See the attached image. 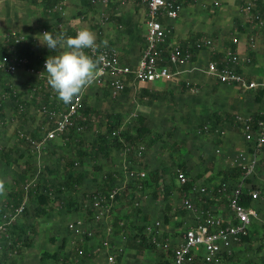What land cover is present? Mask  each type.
I'll return each instance as SVG.
<instances>
[{"label":"rangeland","instance_id":"obj_1","mask_svg":"<svg viewBox=\"0 0 264 264\" xmlns=\"http://www.w3.org/2000/svg\"><path fill=\"white\" fill-rule=\"evenodd\" d=\"M214 1L217 3L213 4ZM260 1L264 2V0ZM75 2L73 0L74 4ZM257 2L258 0H186L184 7L193 10L190 14L186 10L182 17H185L187 12L193 18L191 24H189L190 20L186 21L190 28L195 23L199 28L206 27L207 30L203 32V35L212 40L214 48H223V45L230 43L232 38L238 37L242 48L252 50L243 55L245 58L247 56L251 58L249 64H244L243 70L249 78L264 82V7L260 9ZM10 4L11 0H0V15L11 13ZM41 4L43 3L38 1L37 8L32 9L38 18L36 31L39 35H42L45 18L49 13L47 9L40 6ZM97 7L99 9V6ZM117 7L118 15L113 13L112 21L107 24L108 35L105 39L114 42L119 48L123 46L129 48L132 42L124 33V29L132 26V21L130 25H126L125 20L128 18L134 20V14H137V11L131 9L133 6L129 4ZM91 9L88 6L84 9L88 14L85 19H89L90 25H92L94 15ZM77 12L73 10V16H76ZM117 17H120V21L116 19ZM260 22H262L261 25ZM136 23L140 30V20H136ZM18 36L0 37V41L5 42L6 45L11 44V40L14 41V38ZM7 38L11 40L8 41ZM28 39L26 36V40ZM34 39L40 46L41 42L37 38ZM133 43V47L138 48L142 42L136 38ZM14 46V51L19 49L17 48L19 45L15 42ZM35 54L33 60L42 61L40 67L27 68L25 66L30 64L27 63L19 67L18 71L11 76L1 75L3 79L0 82V92L9 83L17 97L6 103L3 109L4 115L0 119V151L7 154L11 161L15 160L8 165L5 159L0 157L2 159L0 180L4 182L6 189V193L0 195V208L8 192L21 191L25 183L30 185L36 183L37 180H49L50 182L61 180L60 174L65 158L75 161L74 171L76 174H81L82 181L74 192H66L61 199L50 202L46 214L37 217V220L34 219L32 212L33 202L25 196L27 202L25 200L24 202L29 207V213L19 215L16 219L14 218L15 220L7 222L3 220V223H0V226L4 228L0 234V244L4 241L3 237L6 236L9 222L29 225L35 221L38 228L35 235L30 234L29 237L33 240L32 247L27 248L23 245L18 248L0 247V261L5 260L9 264L11 262L15 264H53L50 260L41 263L40 253L42 250L55 252L58 250L60 240L66 237V262L63 261L64 264H106L107 249L103 247L105 241L114 245L112 249L118 245L123 246L122 258L129 264H155L162 254L165 255L161 246L154 250L144 248L136 250L135 247L131 249L123 238L125 234L115 232L113 225L115 221L127 226V234L134 235L138 227L144 224L141 220L142 216L147 215L149 222L144 226L159 221L161 230L172 239H176L179 236L176 232L183 230L198 219L205 220L206 217L202 215L205 207L209 209L213 219L227 217L229 210L226 202L217 199L214 204L208 206L206 198L211 199L212 186L221 182V171L237 168V155L247 146L243 141V131L240 126L232 122L233 119L238 116L241 118L240 121L245 122L256 112L264 116V97L258 103L255 101L254 92L233 90L230 87H218L213 90L212 87L204 85H199L198 91L193 92L190 86L182 88V84L191 83L189 74H182L173 82L167 83L131 82L126 85L127 90L115 98L106 86L91 85L81 95L82 106L79 118L74 123L76 130L71 133L74 135L69 141L71 143L65 145L69 132L67 131L38 147L37 145L42 141L46 132L52 128L54 122L43 110V107L51 109L44 104L46 94L49 105L51 102H56L60 107L55 108L56 112L65 111L66 105L57 99L55 92L47 84V75L41 76L46 72L43 62L47 57L56 55V51L49 50L44 45L36 48ZM12 58L14 57H9L6 62L9 60L10 64L13 61ZM2 64L3 62L0 63V69L3 72ZM86 107L91 110L89 116H85L81 111ZM213 113L220 114L222 121L218 124L214 121L213 123L207 121L208 117H211V120L214 119ZM111 114L121 116L120 130L122 131L129 129L131 133L135 132L140 124L138 116L144 118L145 124L149 125L152 131L145 136L144 140L133 146L125 144L123 148L113 150L110 161L100 157L96 160L86 158L82 165L78 164L77 150L80 147L82 150L87 147L90 151L96 134L106 131L107 121ZM225 116H228L230 120L227 119L224 122ZM262 123L264 125V120ZM213 125L216 127L212 133ZM156 134L160 136V139L152 146L150 141ZM36 135H40V140L35 139ZM217 139L220 140L218 145L215 141ZM80 142L83 144L80 145ZM260 158H262L260 160L264 158V146ZM262 162L257 164L256 174L246 178V182L249 181L247 183L249 187L260 190L261 201L253 203L254 207L264 216V166ZM181 164L190 166L191 176L200 175L195 186L207 189L206 194H195L192 200L194 207L188 208L184 204V196L179 190L180 184L177 178L174 179L177 187L169 190L168 194L162 190L152 194L153 188L144 191L139 188L137 180L132 181L127 178L128 172L136 169L146 173L151 182L156 172L164 173L165 177L169 171L172 174L178 173ZM96 166H100L101 169L96 170ZM114 172L113 178L119 184L113 188L120 189L119 198L115 201L108 217L97 220L88 199L101 192L93 191L97 188L96 184L103 183L107 180L105 175ZM15 180L16 184H14ZM132 193L134 195L131 200L128 195ZM67 196H71L72 207L66 205ZM213 199H216L215 196ZM136 208H140L141 213L137 214L134 211ZM9 210L11 209L7 210L8 214ZM165 215L168 216V224L164 223ZM76 220L82 221L83 230H89L92 235L88 237L85 234L78 235L72 232L69 224ZM178 224L181 225L180 228ZM260 224V222L256 224V232L250 236L249 242L240 241L234 245L229 255V264H264V233ZM65 229H68V234ZM53 237L57 238L56 243H51Z\"/></svg>","mask_w":264,"mask_h":264},{"label":"built area","instance_id":"obj_2","mask_svg":"<svg viewBox=\"0 0 264 264\" xmlns=\"http://www.w3.org/2000/svg\"><path fill=\"white\" fill-rule=\"evenodd\" d=\"M101 1L107 3L109 0ZM133 1L144 6L146 12L144 47L137 64L135 66L123 64L116 50L108 46H100L95 53L87 50L90 55L99 56L102 54L104 56L105 60L101 65L102 71L94 84L106 86L112 97L115 98L120 95L126 88V85L131 82L144 84L173 82L180 75L189 72H197L221 84L235 85L237 89L243 92L259 88L264 89V83L250 80L242 73L241 68L238 67L240 64H249L250 59L244 57L241 60L236 50L230 47L226 49L223 60H211L205 67L192 66L190 69L185 67L192 63L193 50L200 52L204 49L212 48L213 42L211 39L203 37L194 40L191 45H186L185 47L180 45L166 46V28L162 25L160 19H177L183 0ZM68 2L69 0H58V3L53 6V10L61 11L63 6ZM256 18L258 19V16ZM24 42V37H19L15 40V43L19 46H22ZM231 43L236 46L238 39L236 37L232 38ZM12 60L10 64L9 62H3L1 66L6 75L15 74L19 67L30 63L25 56L14 57ZM43 67H45V62H43ZM186 86L189 87L188 84ZM190 87L191 91H198L197 87ZM81 106L82 99L80 96L74 99L71 104L66 105V109L63 112H56V109L43 107L47 116L51 120H54V122L53 127L46 132L42 141L37 146L40 147L69 131L79 118ZM240 119V117L236 116L234 124L238 126L240 123H244L245 125L251 121V118L245 122L240 121ZM258 124L259 127L253 132L248 128H241V131H243V141L247 146L237 155V168L242 172L240 181L231 187L219 185L216 189L213 188L211 190L212 195L210 197L212 200L216 202L217 199H220L226 202L229 210L227 217L213 219L209 211L205 220L201 221V219H198L183 230H180L179 236L176 239H172L171 236L164 237L165 233L161 230V223L159 221H155L144 227L143 233L150 243L156 247L161 246L167 250L171 249L172 264H221L223 255H231L234 245L238 244L242 237L247 236L250 229L258 224V222L261 223L260 225L264 233V216L254 206L246 207L241 201L244 192L251 197L252 202L261 201L260 190L249 187L246 182V178L255 174V168L260 161H263L264 166V158L260 160L262 159L260 158V153L264 146V125L262 122ZM127 178L132 181L142 180L146 178V173L132 169L128 172ZM177 181L180 185H183L187 182V178L182 172H179ZM119 191V188H112L108 192H98L90 197L89 205L94 210L97 220L106 216L108 217L116 198L120 194ZM197 193L206 194L207 189L195 186L194 184L191 190L183 192L184 204L188 208L194 207L192 200ZM214 196L216 199H213ZM23 209L24 206L22 204L14 211H10L8 219L12 220L16 218ZM83 225L82 221L76 220L69 224V228L75 234L91 236L92 232L87 229L83 230ZM3 230V226H0V234ZM125 237L123 238L127 242ZM113 246L108 241L103 242V247L107 249L106 264H129L122 258L123 246L118 245L115 249H112Z\"/></svg>","mask_w":264,"mask_h":264},{"label":"trees","instance_id":"obj_3","mask_svg":"<svg viewBox=\"0 0 264 264\" xmlns=\"http://www.w3.org/2000/svg\"><path fill=\"white\" fill-rule=\"evenodd\" d=\"M42 2H44V7L45 8H52L54 6V4L57 2V0H42ZM183 2H185L183 0ZM258 7L260 9H262V7H264V2H261L260 0H258ZM261 3V4H260ZM263 3V4H262ZM118 21H120V17L116 18ZM160 22L162 23V25H164L163 19H160ZM126 25H130V21L126 20L125 21ZM134 32V31H133ZM138 40H140L141 42L143 41L142 37H138ZM8 41H10V38H7ZM168 36L166 38V46L168 45ZM11 44H7L5 42L0 41V63L4 62V63H8V61L6 62V60L10 57H20V56H25L28 58V60L30 61V64L28 66H26L27 68L29 67H40L42 64V61L38 60V59H34L33 60V56H35V48H33L34 44L31 40V38H29L25 44H23V46H19L17 48V50H13V48H15L14 46V42H15V38L14 41L13 39L11 40ZM142 46H140V48H143V44L141 43ZM224 45H229L226 46L227 48L230 47L231 49L235 48L234 44L230 43L228 44H224ZM109 46H112V44H110ZM169 46V45H168ZM182 47H185L183 45H181ZM113 47V46H112ZM13 53V54H12ZM11 55V56H10ZM217 60V59H214ZM238 71H240L238 68H236ZM241 72V71H240ZM5 73H3L0 69V82L2 81V76ZM2 75V76H1ZM6 76H11V75H6ZM10 84H6L5 87H3V90L0 92V119L3 117L4 113H3V109L4 106L6 105V103H8L9 101H13L17 95H15V93L13 92V89L11 88V86H9ZM182 88H185V84H182ZM109 90V89H108ZM127 89L125 88L123 90L122 93H124ZM255 93V101L256 102H260L262 100V98L264 97V89H257L255 91H252ZM8 100V101H7ZM44 104L48 107H51V109H55L57 107V103L54 102L49 105V102L47 101V94H46V98L44 99ZM82 113L85 116H89L90 114V108L86 107V108H82ZM213 120H211V117H208L207 121L208 123H213V121L215 122V124L221 122V117L220 114L218 113H213ZM228 116H225L223 121L225 122V120L227 121ZM121 116L119 114H111L108 118L107 121V126H106V131L104 133H97L96 134V138L95 140L92 142L91 147H90V151L88 150V148L86 147L84 150H82V148L80 147L77 150L76 153V159L78 160V164H83L85 162L86 158H89L91 160H96L97 157L103 158L106 161H110L111 160V156H112V151L113 150H118L123 148V146L125 144L128 145H135L138 142L144 140L146 137V135L148 133H151V128L149 127V125L147 126L145 124V120L144 118H142L141 116H138V120H139V126L137 127V129L135 130V132H132L129 129H126L124 131L120 130L121 128ZM230 120V119H228ZM264 120V116L260 115L259 112H256L252 115L251 121L248 122L247 124L243 125V124H239L238 126H240V128H248L250 131H255L258 127H259V122H262ZM232 122H235V119H233ZM53 127V126H52ZM215 125H213L211 127V132H214L215 129ZM239 129V128H238ZM76 130L75 125L72 126L69 129L68 132V136H67V140H66V144L68 145L70 140H72V138L74 137V135H72L71 133L74 132ZM115 133V134H114ZM35 135V134H34ZM37 140H40V135H36ZM160 139V136L158 134H156L155 136H153V138L150 141V145H155L157 143V141ZM217 145L220 143V140L217 139L215 140ZM83 142H80V145H82ZM0 157L5 159V163L10 165V163H12V161H15L9 158V156H7V154L3 153L2 151H0ZM0 161H2V159H0ZM75 161H72L70 158L66 159L64 161V165L62 167V172L60 174L61 180H54L52 182H50L49 180H42L39 181L37 180L36 183H32L30 185L28 184H24L23 188L21 189V191H11L8 192V194L5 197V201L2 205V207L0 208V223L7 222L9 219L8 216V209L10 211H14L16 208L20 207L22 204L24 206L23 211L20 213V215H24L26 213H29V207H27L26 205V198H24L25 196L32 201V212H33V216L34 219L37 220V217L41 216L42 214H46V210H48L47 206L50 204V202L54 201V200H59L61 199L62 195L66 192H74L80 185H81V181H82V176L81 174H76L74 171V163ZM180 171L182 172L186 178H187V182L183 185H180L179 190L183 193V192H188L189 190H191V188L193 187V185L199 180H197V178L200 175H197L195 177L190 175V166L188 164H181L180 166ZM96 170H100L101 167L100 166H96L95 168ZM178 172V173H179ZM178 173H168V175H164V173L159 174V172H156L155 176H154V180H150L147 178L142 179V180H137V183L139 185V188L142 190H147L149 188H153L152 189V194H154L156 191L162 190V192H164L165 194H168L169 190L174 189L175 184H174V179L177 178ZM221 176H222V180L218 185H214L212 186V188H216L219 185H228V187H231L235 184H237L240 179H241V170L239 168H232V169H228L225 171H221L220 172ZM113 176H115V172L113 174H107L105 175V178L107 179L106 181H103V183L101 184H96L97 188L93 191H101V192H108L109 190H111L114 186L118 185L119 183H117L115 181V178H113ZM249 181L247 180V183ZM14 184H16V180L14 181ZM178 185V184H177ZM254 188V187H253ZM25 190V191H24ZM133 193L128 195L130 196V199L132 200L133 197ZM119 198V196L116 198V200ZM206 198V197H205ZM67 203L66 205L69 207H72V201H70L71 196H67ZM207 200V205L209 206V204H214V200L210 199V198H206ZM24 200L26 202H24ZM89 200V199H88ZM115 200V201H116ZM242 204H244V206L249 207V206H254V203L251 200V197H249L245 192L243 197L241 198ZM211 206V205H210ZM207 210L209 212V209L207 207H205L202 215H204L205 217H207ZM137 214L141 213V209L140 208H136V210H134ZM211 213V212H210ZM8 216V217H7ZM203 216V217H204ZM17 218V217H16ZM15 218V219H16ZM14 219V220H15ZM141 220L143 221V223H147L149 222V216L147 215H143ZM202 221V219H201ZM164 223L168 224V216L165 215L164 217ZM144 224L140 227H138L137 229V233L136 234H127V226L126 225H121V222L119 221H115L114 222V229L116 233L122 232L125 234L126 239H127V245L130 246L131 249H133V247L136 248V250L138 248H144V249H149V250H154L157 249V247L150 243L148 238L145 236V234L143 233L144 231ZM181 225L178 224V228H180ZM38 228L37 222H31L29 225H21L18 224L16 222H9L8 226H7V232H6V236L3 237V240L0 244V247L3 248H11V247H16L18 248V246H25L27 248L32 247V238L29 239L30 234L35 235L36 230ZM257 229V225H254L250 231L249 234L245 237L241 238V242H249L250 241V236L254 235ZM67 234H68V229H65ZM64 230V231H65ZM176 234L178 235L179 232H176ZM168 236V234L165 233L164 237L166 238ZM57 242V238L53 237L51 238V243H56ZM174 246V245H172ZM65 247H66V237H63L59 244H58V250H56L55 252H48L46 250H42L40 253V262L41 263H45V261H52L53 264H64L63 261L66 262V253H65ZM85 249H87V247H85ZM161 250L164 251L165 255L162 254L159 261L156 262L155 264H172V252L171 249L168 250H164L163 247H161ZM229 260H230V256L224 254L223 258L221 259V264H229ZM62 262V263H61ZM0 264H9L6 263L5 260L0 261ZM10 264H15V262H11ZM254 264V263H253Z\"/></svg>","mask_w":264,"mask_h":264},{"label":"crops","instance_id":"obj_4","mask_svg":"<svg viewBox=\"0 0 264 264\" xmlns=\"http://www.w3.org/2000/svg\"><path fill=\"white\" fill-rule=\"evenodd\" d=\"M8 1V0H5ZM10 1V0H9ZM42 2V0H11V6L12 9L9 10L11 13L9 15H0V37H11L12 35H19V37H24L26 43V36L28 38H31L34 46L33 48H41L43 47V44L37 45L38 42L34 38H37L39 33L36 31L38 18L36 13L33 11V8H37V3ZM75 5L73 3V0H69V2L63 6L61 11L53 10V7L51 8H45L44 2L40 6L42 8H45L48 10L47 17L45 18V25L42 28V34L46 31L52 32L54 35L57 34L60 31L65 32L68 36H75L76 32L82 28H88L92 32L96 34L97 37V43L100 44V46H105L102 42L106 41V46L114 48L116 52L119 55V58L123 64L129 65V66H135L140 58L141 52L143 48H140V45L138 48H134V40L138 38L139 36L142 37L143 41L142 44L144 46V34H145V20H146V12L145 8H142L141 4H139L136 1L133 0H127V1H121V0H109L107 3H103L101 0H75ZM182 3L183 7L180 10L179 17L175 20H170L167 18H162L164 22V27L166 28V33L169 38L168 45L169 46H175V45H191L194 40L199 38H208V36H204L203 32L207 30L205 27L199 28L198 24L195 23L192 28H190L188 23H186L187 20L193 19L191 16H189L190 11L192 12L193 9L185 8L186 0ZM190 1V0H189ZM58 3V0L55 4ZM207 3V1H205ZM203 3V5L205 4ZM209 3V2H208ZM217 3V1H214L213 4ZM54 4V5H55ZM129 4V6H133L131 9H134L137 11V14H134V20L131 18H128L127 20L132 21V26H128L126 30L124 29V33L128 35V37L131 39L132 44H130L129 48L117 47L114 42L105 39L106 35H108V23H110L113 19V13L115 15H118L116 13L117 6ZM43 5V6H42ZM86 6L92 8L91 10L94 12L93 15V21L91 22L92 25H90V21L85 19V16L87 17L88 14L84 9H86ZM99 6V9L98 7ZM7 9V7H6ZM33 9V10H32ZM52 10V11H51ZM73 10H77L78 14L76 16H73ZM141 10V11H140ZM143 10V11H142ZM188 10V13L186 12L185 17H182L184 15V12ZM140 13L138 14V12ZM129 17H131L129 15ZM140 17V19H138ZM189 17V18H188ZM136 20H140L141 28L139 30V26L136 23ZM126 21V20H125ZM86 25H85V24ZM138 27V28H137ZM138 29V30H137ZM191 29H194V31ZM134 31V32H133ZM121 33L123 34V30H121ZM121 34V35H122ZM194 38V39H193ZM239 39L238 37H236ZM17 39V38H16ZM15 39V40H16ZM112 44V46H109ZM232 44V43H231ZM142 46V45H141ZM229 48V47H228ZM226 46L223 45V48H214V43L212 48L204 49L202 51L193 50V59L192 63L188 66H185L186 68H192V66H202L205 67L207 63L211 60L217 59L223 60L225 51L228 49ZM233 50H236L238 55L240 56V59L243 60L244 56L248 52H252L250 48H242L241 41L239 39L238 44L235 46ZM254 56V53H253ZM248 57V56H247ZM251 62V58L248 57ZM254 58V57H253ZM244 64H240L238 67L241 68L242 73L249 78L246 75V71H244ZM182 67V68H185ZM189 74V77H191L190 81L191 83H187L189 86L197 87V89L200 87L199 85H204L208 87H212L213 90H215L218 87L223 88H232L233 90L237 89L235 85H225L221 84L217 81H215L212 78L206 77L204 75H201L197 72H189L185 73ZM202 77L199 79L198 77ZM252 81L261 82L256 79L249 78ZM203 82V83H202ZM163 83V82H162ZM165 83V82H164ZM167 83V82H166ZM92 86L96 87L94 83ZM186 86V85H185ZM239 90V89H238ZM255 91V90H252ZM252 91H245V92H252ZM56 108H60L57 106ZM256 174V172H255ZM254 174V175H255ZM261 180V178H260Z\"/></svg>","mask_w":264,"mask_h":264},{"label":"clouds","instance_id":"obj_5","mask_svg":"<svg viewBox=\"0 0 264 264\" xmlns=\"http://www.w3.org/2000/svg\"><path fill=\"white\" fill-rule=\"evenodd\" d=\"M37 39L49 50L56 51V55L46 58V72L41 76L47 75V84L59 101L71 104L96 81L102 71L104 56H93L87 51L95 53L99 49L96 34L88 28L78 30L75 36H68L63 31L55 35L46 31ZM102 43L107 44L106 41ZM5 193L4 182L0 180V195Z\"/></svg>","mask_w":264,"mask_h":264}]
</instances>
